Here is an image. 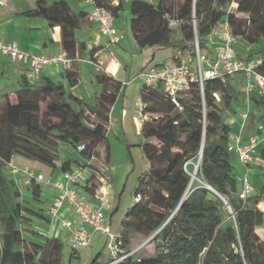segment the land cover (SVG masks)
I'll return each mask as SVG.
<instances>
[{
	"label": "trees",
	"instance_id": "obj_1",
	"mask_svg": "<svg viewBox=\"0 0 264 264\" xmlns=\"http://www.w3.org/2000/svg\"><path fill=\"white\" fill-rule=\"evenodd\" d=\"M94 1L115 17L128 4L140 49L170 48L177 60L194 49L196 40L202 49L211 51L209 35L226 19L235 37L250 42L264 38V0ZM233 1L237 7L228 10ZM239 14H247L248 19ZM25 15L59 26L69 56H84L86 43L77 42L75 36L87 16L85 11L74 13L66 0H37ZM168 15L180 21L178 35H173ZM242 57L261 60L258 70L264 75V48L256 56ZM60 76V80L42 76L32 84L23 75L21 87L15 91L16 102L9 92L0 91V264H66L62 239H39L29 232L34 219L50 223L51 218L44 209L21 201L17 177L5 169L6 164L14 155H21L42 167L69 169L73 159L66 157L60 162L62 144L75 151L79 143H86L83 157L94 154L98 158L96 148L106 138L109 112L122 87L120 81L100 71L96 82L101 94L91 105L71 91L80 81L76 67L62 70ZM239 87H244L242 75L232 76L226 83L208 80L204 92L198 83H191L178 96L181 107L171 102L161 84L142 87L147 114L142 124V148L149 169L138 178L134 196L140 195V199L128 209L121 232L128 248L140 235L152 237L150 242H156L158 249L150 256L138 252L122 264H264V241L256 232L264 221V213L257 207L259 197L255 192L246 200L239 197V159L228 149L236 131L224 120V113L234 110L242 90ZM249 100L254 108L264 110L263 92L252 91ZM87 111L98 118L91 128ZM258 121L264 124V114L245 127L244 140L250 131L263 130ZM201 151L198 176L212 190L200 184L190 187V162L197 160ZM258 157L256 162L261 164L254 163L256 171L249 175L255 191L263 192L264 152ZM94 187L95 183L87 189L93 191ZM28 189L34 201L43 199V184L33 180ZM221 196L233 209L234 220L227 218ZM92 264L101 262L96 257Z\"/></svg>",
	"mask_w": 264,
	"mask_h": 264
},
{
	"label": "crops",
	"instance_id": "obj_2",
	"mask_svg": "<svg viewBox=\"0 0 264 264\" xmlns=\"http://www.w3.org/2000/svg\"><path fill=\"white\" fill-rule=\"evenodd\" d=\"M37 0H9L7 5H0V39L3 41H18L20 46L28 51L35 53L54 54L63 48L62 38L59 26L51 27L48 22L40 17H28L25 12L29 10ZM54 1V0H52ZM74 13L82 11L86 13L91 8V0H66ZM157 2L158 0H153ZM80 21V20H79ZM118 26L117 42L105 48L97 47L95 42L98 38L97 25L93 23L88 16L81 20V26L76 32V41H84L86 50L82 58H74L73 67H76L80 73L79 83L71 88V91L84 102L94 101V97L101 94V86L96 82V75L101 71L115 78L122 83V87L117 95L116 101L111 106L109 112V121L107 124L106 138L97 146V161L106 175L109 176L113 188V194L110 197L111 207L106 210L109 222L114 230H120L122 221L128 209L134 203V190L137 186L138 178L149 169V162L143 152L142 145L144 137L142 135V121L135 118L137 109V99L142 89V82L138 77L142 69L147 65L159 64L162 62L173 61L174 54L170 48L147 47L140 49L132 32V14L127 4L126 10L119 17H116ZM128 32V48L123 46ZM74 40V39H73ZM123 43V44H122ZM240 54V53H238ZM245 56V55H242ZM95 58L101 63V68L92 65L90 59ZM26 65L19 60L12 59L5 55H0V72L3 77L13 76L15 80V89L7 90L0 88L1 92H9L11 98L16 102L15 91L21 87ZM62 70L58 66L46 67L42 76H50L54 80H60ZM6 87V86H4ZM6 89V90H4ZM244 95L248 97L242 88ZM243 102H241V105ZM238 105L237 100L234 103L235 116H231L229 125L235 131L242 129L241 123L244 121L242 112L249 110ZM240 106V107H239ZM249 109L254 106L248 105ZM257 120L264 114V110H254ZM249 117V115H248ZM248 117L245 120V127L248 125ZM259 127L264 129V124L257 122ZM253 134L250 132V135ZM67 144L60 146L61 153L67 150ZM67 153V152H66ZM67 155V154H65ZM66 157L60 159V162ZM13 161L21 167H31L38 171L46 173L47 177L52 179L60 178L61 167L57 169L42 167L39 163L29 160L21 155H14ZM103 163V165L101 164ZM261 164L255 162V164ZM255 164L249 169L239 161L240 173H255ZM71 165H74L73 163ZM23 180V176L19 182ZM50 188V186H48ZM46 207L50 202L53 191L49 189ZM44 223V222H43ZM57 220L43 225V230L38 231L40 234L49 237H59L65 244L63 248V262L66 264H92L96 257L98 262L105 260L104 248H106V235L100 232L94 233L91 244L88 247L72 251L70 247L69 233L60 227L54 226ZM61 231V236L55 235V231ZM256 232L259 236L258 227ZM264 232V231H263ZM262 237V236H261ZM263 238V237H262ZM37 239V238H36ZM264 239V238H263Z\"/></svg>",
	"mask_w": 264,
	"mask_h": 264
},
{
	"label": "built area",
	"instance_id": "obj_3",
	"mask_svg": "<svg viewBox=\"0 0 264 264\" xmlns=\"http://www.w3.org/2000/svg\"><path fill=\"white\" fill-rule=\"evenodd\" d=\"M8 1L0 0V5L5 6ZM91 3L87 16L97 25L98 38L95 44L100 48L108 47L117 42L119 30L116 17L108 9L98 6L94 0H91ZM233 7H237V2L233 1L228 10ZM168 18L171 28L180 26L177 18L169 15ZM209 39L211 51L202 49L196 40L194 49L181 59L143 68L138 75L142 87L161 84L171 102L178 107H181L179 94L194 82L198 83L200 90L204 92L208 80L226 83L230 77L242 75L244 91L247 95L254 90L264 93V75L258 70L261 60L248 59L238 54L235 47L237 37L234 36L227 19L212 30ZM0 55L22 61L26 65L24 76L32 84L39 82L46 67L58 66L61 70H68L72 69L74 61L64 48L54 54L35 53L22 48L15 40L0 39ZM137 106L135 118L144 122L147 114L144 111L145 102L141 92ZM241 115L244 120L241 123L242 129L231 134L228 149L234 151L238 155L239 162L249 169V166L259 159V153L264 152V129L249 135L244 140L243 128L249 112L244 111ZM86 148V143L77 145L76 152L82 158L81 164H74L69 169L61 170L60 178L56 179L47 177L43 171L18 166L13 159L6 165L15 177L23 176L26 184L34 180L50 186L53 196L46 207V213L51 221L57 220L58 224L69 233L72 251L90 246L94 233L100 232L106 235L107 249V256L101 264H122L137 255L142 245L128 248L124 243L121 229L112 228L106 210L111 207L110 197L114 190L104 170L91 167V164L97 161L95 155L89 158L83 157ZM101 164L103 165L102 162ZM94 183L93 191H89L87 188L92 187ZM240 183L238 195L246 200L255 192L248 170L241 173ZM139 199L140 195L134 196V201Z\"/></svg>",
	"mask_w": 264,
	"mask_h": 264
},
{
	"label": "rangeland",
	"instance_id": "obj_4",
	"mask_svg": "<svg viewBox=\"0 0 264 264\" xmlns=\"http://www.w3.org/2000/svg\"><path fill=\"white\" fill-rule=\"evenodd\" d=\"M232 4V3H231ZM231 7V5L229 6ZM130 8V7H129ZM124 13V12H122ZM240 17L246 18L248 19V15L247 14H239ZM248 23V22H247ZM173 29V35H178V31L177 28H172ZM124 36L127 35V38L124 40L125 43L127 44L123 46L128 48V32H123ZM130 37V35H129ZM236 50L238 53H240L241 55H249L250 53H252L253 55H257V53L264 48V38H262L260 41L258 42H250L247 39H244L242 37H237L236 39V44H235ZM260 58H262L261 56H259ZM91 63L93 66L97 67V68H101V63H99L98 60H96L95 58H91L90 59ZM6 86V87H4ZM0 88H7V90H11V89H15L16 85H15V80L13 76H8V77H3L1 75L0 72ZM239 89H242L241 87H239ZM6 90V89H4ZM240 96L237 98V102L238 105H241V102H243V104L241 105V107L249 110V117H248V125L250 123H252V121L254 119H256V114H255V109H249L248 105L250 104L251 106H254L253 103L248 99V97H246L244 95L243 90H240ZM100 95H97L94 97V101L90 102L91 105L95 104L98 99H99ZM46 107V106H45ZM240 107V106H239ZM259 110V109H256ZM237 112L233 111V110H229L227 112L224 113V120L229 123V121L231 120V116H235ZM87 115H88V125L89 127H93L92 123H96L98 121V118L96 117V115L91 114L90 112L87 111ZM57 119H54V122H57ZM253 132V131H250ZM156 143H158V145H160V143L158 141H156ZM67 150L65 149L63 153H60V158H64V157H70L71 159H73V164H81L82 158L77 154L76 150L74 151V149L70 146L66 147ZM67 152V153H66ZM67 154V155H65ZM74 159H78L79 162L75 161ZM200 164H201V157L200 154L197 157V160L195 161H191L190 165H192L191 170L189 171L190 175H191V184L190 187H192L194 184H200V185H204L206 186V183L198 176L199 180L197 179H193L192 174L194 172L199 173V168H200ZM91 167L95 168V169H100V164L98 161H95L94 163L91 164ZM8 167L6 166L5 169H7ZM237 170H239V167H237ZM21 177L17 178V183L19 186V190L21 191V201H23L25 204L27 203V205H31L35 208H42L44 209V212H46V202L43 201L44 198H48V193H49V187L47 184H43V199L39 200V201H34L31 195L30 190L28 189V187H26V185L24 184L23 180L21 182H19ZM256 196L259 197V203L257 205V207L263 211L264 213V191L262 192L260 189L255 191ZM45 200V199H44ZM225 209L227 211V218L234 220V212L233 209L231 210L230 208H228V206L225 204ZM55 227L58 226L60 227L57 223H52ZM43 225H46V223H43L39 220L34 219L32 224H31V230L29 231L30 233H35L38 235V238L41 239L42 237H45L44 235L40 234L38 231H42L43 230ZM34 231V232H33ZM258 231L260 233V235L264 238V221L261 225L258 226ZM57 236H61V231L58 230L55 231L54 233ZM261 238L262 241H264V239ZM64 244H65V240H64ZM133 247H137L142 245V248L139 251V256H150L156 253L157 249H158V245L156 242H150V237L148 238H144L143 236H138L135 240H133V242L131 243ZM66 245V244H65ZM104 255L107 254V249L104 248ZM76 262H79L77 260H74L73 263L76 264Z\"/></svg>",
	"mask_w": 264,
	"mask_h": 264
},
{
	"label": "water",
	"instance_id": "obj_5",
	"mask_svg": "<svg viewBox=\"0 0 264 264\" xmlns=\"http://www.w3.org/2000/svg\"><path fill=\"white\" fill-rule=\"evenodd\" d=\"M201 158H202V151H201ZM206 188H208V189H212L210 186H206ZM221 198L223 199V201H224V203L226 204H228L229 205V203H228V201L226 200V198L225 197H223V196H221ZM230 206V205H229ZM231 207V206H230ZM152 237H150V239H151Z\"/></svg>",
	"mask_w": 264,
	"mask_h": 264
},
{
	"label": "bare ground",
	"instance_id": "obj_6",
	"mask_svg": "<svg viewBox=\"0 0 264 264\" xmlns=\"http://www.w3.org/2000/svg\"><path fill=\"white\" fill-rule=\"evenodd\" d=\"M200 157H201V155H200ZM192 177H193V179H197V180H199V178H198V173L197 172H194L193 174H192ZM212 190V189H211ZM228 206V205H227ZM228 208H230L231 209V207H229L228 206ZM232 210V209H231Z\"/></svg>",
	"mask_w": 264,
	"mask_h": 264
}]
</instances>
